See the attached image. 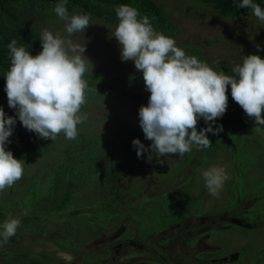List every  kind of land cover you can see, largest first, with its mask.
<instances>
[{
    "label": "rangeland",
    "instance_id": "obj_1",
    "mask_svg": "<svg viewBox=\"0 0 264 264\" xmlns=\"http://www.w3.org/2000/svg\"><path fill=\"white\" fill-rule=\"evenodd\" d=\"M156 3L179 27V33L172 38L177 47L186 55L192 50L196 55L199 48V58L214 70L231 76L232 68L242 63L244 56L264 57V50L258 51L256 47L264 49V24L254 15L227 19L209 6L201 5L199 0H157ZM57 18L53 15L49 19L58 21L57 25L43 19L44 28L65 37V21ZM115 29L90 21L85 31L71 37L75 43L86 46L84 55L93 66H99L96 69L89 64L88 74L108 78L114 72L143 79L134 62L121 60L120 46L112 37ZM96 54L103 60L93 57ZM94 77L90 79L94 84L89 85L92 91L86 93L87 103L81 108L88 119L78 125L77 138L68 140L63 134L55 140H44L49 147L46 153L24 160L22 179L0 192V207L4 208L0 211V224L10 217L21 221V227L7 245L4 247L0 242V264H82L80 257L74 258L72 252L62 250L50 239L60 233L66 235L65 231L42 224L43 219L37 217L39 213L35 209H40V201H49L53 196L48 203L50 208L43 215L53 213L60 209L65 195L62 193L65 185L59 195L55 191L49 195L50 183L54 181L53 178L49 181V171L54 170L56 176L58 168L54 169L47 160L72 162L75 155L63 153L66 145L77 142L78 154L82 156L88 147L94 146L89 143L94 136H98L101 147L105 146L97 160L98 169L95 163L86 164L93 180L79 194H72L65 204L70 215L103 210L98 217L90 215L89 219L97 226L100 217L102 224L111 223H106L111 230L91 241L90 237L97 231L81 225L78 231L71 230L70 240L59 241L62 246L77 242L74 239L87 240L82 242L87 247L82 253L91 251L89 261L99 264H156L162 260L165 264H202L206 257L215 260L211 264H221L218 260L223 256L228 260L225 264H264V128L247 117L228 96L225 115L213 125L215 128L222 122L223 131L218 135L208 133L212 148L199 151L193 146L183 158L164 157L160 163L153 157L149 162L147 154L137 157L132 144L134 139L146 147L152 143L145 139L139 124V109L147 106V99L135 90L121 89L119 84H115L114 91L106 87L101 92ZM5 114L19 119L16 110L7 108ZM206 127L208 124L201 118L197 130ZM31 138L36 142L41 139L37 134ZM212 166L222 167L229 177L218 196L209 194L202 176ZM111 202V213L117 212L116 219L108 214L110 210L100 207ZM193 224L196 237L192 241L184 240L187 226ZM42 229L48 234H41ZM132 232L134 236L130 235ZM140 237L143 240L135 241ZM129 239L143 248L127 244Z\"/></svg>",
    "mask_w": 264,
    "mask_h": 264
},
{
    "label": "clouds",
    "instance_id": "obj_2",
    "mask_svg": "<svg viewBox=\"0 0 264 264\" xmlns=\"http://www.w3.org/2000/svg\"><path fill=\"white\" fill-rule=\"evenodd\" d=\"M66 3H57L54 12L65 21L67 36L44 29L40 35L42 51L36 56L23 46L17 47L16 40L7 46L11 59L5 86L8 105L16 110L26 130L44 140H55L61 133L75 140L78 125L88 119L81 108L87 103L86 93L92 91L83 78L91 62L84 55L86 46L71 37L89 27L91 16L69 15ZM237 6L251 9L264 24V9L259 4L241 0ZM115 13L119 23L112 37L120 46L121 60L134 62L150 93L147 106H141L138 115L145 139L152 143L146 147L139 139L132 141L138 158L147 154L149 162L155 157L161 163L164 157L183 158L193 146L199 151L210 147L208 133L218 135L223 131L222 125H213L227 111L229 86L232 99L246 116L264 125V59L254 54L244 56L242 63L232 68L234 75H225L186 55L174 39L156 32L149 17H141L138 9L120 5ZM201 118L208 127L198 131ZM16 122L0 108V192L11 188L24 174V162L5 147L11 143ZM202 176L211 196H218L229 178L217 166L208 168ZM19 227V219H6L0 224V242L7 243Z\"/></svg>",
    "mask_w": 264,
    "mask_h": 264
},
{
    "label": "trees",
    "instance_id": "obj_3",
    "mask_svg": "<svg viewBox=\"0 0 264 264\" xmlns=\"http://www.w3.org/2000/svg\"><path fill=\"white\" fill-rule=\"evenodd\" d=\"M156 1L157 0H67L66 7L68 9L69 15L90 14V21H98L100 23H103L104 26L106 25L116 28L119 21L115 13V8L120 5H129L138 9L141 17L145 15L148 16L150 23L152 24L156 32L173 38L179 33V27L172 21L170 15L165 10H163L159 4L156 3ZM59 2H61V0H0V108H3L4 112L7 111V108L9 110H14L9 107L7 94L5 92V77L11 67L10 50L7 46L11 43L12 40H16L17 47L23 46L27 51H29L31 55H38L42 51L40 35L41 32L46 29L44 28V22L42 21L43 19H46L48 22H53L52 25L58 24V21H49V19L53 15L55 18H57V15L54 12V8ZM199 2L201 3V5L209 6L219 15L231 20L238 19L239 17L245 15H252L251 9H240L237 6L241 2V0H199ZM253 2L259 4L261 8L264 9V0H253ZM58 19L59 18H57V20ZM193 51L194 50L189 51L187 55L194 56L195 54ZM196 55L195 57L203 62L202 58H199L201 56L199 53V48L196 49ZM93 57L100 58L98 54L93 55ZM261 58L264 59L263 56H261ZM102 60L103 59L100 58L98 61ZM91 67L96 69L99 68L98 65H91ZM105 67L107 68L108 66L106 65ZM88 73L89 72L87 71L83 78L87 81L88 86H91V84H94V82H92L90 79L94 77V75L91 74V72L90 74ZM106 76L105 78H93L94 80L99 81V83L96 84L99 87L97 88L99 91L102 92V90H105L106 87H108L110 91H114L115 84H119L121 86V89L135 90L137 91L139 96L145 97L147 101H149L150 93L145 89L144 80L138 79V76L134 77L131 74L115 75L114 72H111V75L109 73L108 78ZM87 93L90 92L88 91ZM226 94L227 96L231 97L230 86L228 87V91ZM114 95L115 92L112 93V96ZM124 98L125 100H127L126 96H124ZM6 116L12 117L11 115ZM16 121L17 122L14 126L13 135L9 138L11 143L7 144V146L9 147H7L6 150L11 151L16 159L22 161L28 158H34L36 156L44 155V153H46L49 148L48 143L45 146V142L43 143L44 139H40L39 142L34 141L31 137L36 136V134L34 132H29L28 130H26L22 126V123L19 121V119L16 118ZM220 125L223 126L222 122H218V126ZM261 126L264 128V125ZM60 135H63V133H61ZM97 138L98 136L90 138L89 143L93 144L94 146L88 147L87 153H83L82 156H79L78 154L79 148L77 142L73 145L67 144L65 147L66 149L63 151V153L65 155H75L72 162L71 160H67V162H57L55 161V159H53L51 162L47 160V162L53 164L54 169L58 168V173L56 176L54 170L49 171V181L50 178H53L54 180L50 183L51 192L49 193V195H53L54 191L57 192V195H59L61 193L60 188L64 185L65 188L62 193H64L65 195L63 201L59 205L60 209L54 211L53 213H46L43 215V213H45V210H47V208H50V206H48V203L49 201L53 200V196H51L49 201H47V199H44L42 202L40 201L41 205H38L40 209H35V213H39L37 217L43 219L42 224H51L55 228L63 229L65 231L64 234L66 235L60 233L55 237H50V239L57 243L62 250L70 253L72 252L74 258L80 257L82 259V264H99V262L89 261L88 258L90 257L91 251H88L86 255L83 254V250L87 247H84V245H82V242L89 241L74 239V241L77 242H73L71 245H67L68 249L65 248L67 247L66 245L62 246L59 241L70 240L69 235L71 230L78 231L81 225H84L85 228H91L90 230H95V232L97 231L96 235L93 234L92 237L89 236L91 241L95 240L96 236L99 234L107 235V232L111 230V227L107 226V224H111L110 222H106L107 224L105 223L104 225L102 224V222H99V217V224H97V226H94L92 221L89 219L90 215H95L98 217V215H100L103 210L94 211L93 213H72L70 215V213L67 212L69 206L65 204V202H67L72 194H79L81 191H83V189L86 188V185H90L91 181L93 180V177L91 176L92 173H90L92 171H87L86 164L88 162L95 163V169L97 170V160L100 158L99 156H101L102 150H104L105 148V146H100V141H98ZM212 146L213 145H211L209 148H212ZM56 163H58V165ZM40 180L45 182L44 177H41ZM116 196H118V194H116ZM17 206L16 208H19ZM111 206L112 202L107 204V206L100 207L105 208L106 210H110L108 211V214H110L112 217H115L116 219L117 212L115 214H112ZM35 208L37 207L35 206ZM3 209V207H0V211ZM48 218L50 219L48 220ZM119 232L117 233L120 234ZM40 233L48 234L44 229H42ZM131 234L134 236V232L130 233V235ZM26 235L30 234L27 233ZM103 235L97 236L98 239L102 238ZM144 237L135 239V241L143 240L141 238ZM100 242L108 243L104 240H101ZM6 245L7 243H3L4 247ZM131 246L139 249L143 248L138 242H135ZM191 246L192 244L188 245V247L190 248ZM121 248L122 247H120V249ZM113 250L116 251V248L114 247ZM106 253L109 254L108 249H106ZM30 256L32 257V255ZM156 264L165 263L164 260H162L161 263Z\"/></svg>",
    "mask_w": 264,
    "mask_h": 264
},
{
    "label": "flooded vegetation",
    "instance_id": "obj_4",
    "mask_svg": "<svg viewBox=\"0 0 264 264\" xmlns=\"http://www.w3.org/2000/svg\"><path fill=\"white\" fill-rule=\"evenodd\" d=\"M195 226H196L195 224L187 226V231H186L187 233L182 236V238L184 240H187V239L189 240L190 239V241H192L196 237L197 229L195 228ZM126 242H127V244H131V245L134 244V240H132V239H129ZM188 249H191V248L188 247ZM201 261H202V264H211L215 260L211 259L209 257H206V258L202 259ZM227 261L228 260L225 258V256H223V258H220L218 260V262H223L221 264H225V263H227Z\"/></svg>",
    "mask_w": 264,
    "mask_h": 264
}]
</instances>
